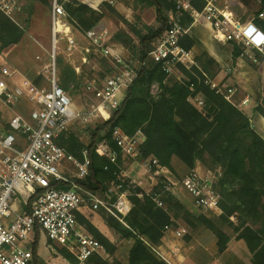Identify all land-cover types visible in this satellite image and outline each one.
Instances as JSON below:
<instances>
[{"label": "trees", "instance_id": "1", "mask_svg": "<svg viewBox=\"0 0 264 264\" xmlns=\"http://www.w3.org/2000/svg\"><path fill=\"white\" fill-rule=\"evenodd\" d=\"M138 1L155 9L159 27L148 28L145 33L131 27L128 31L119 30L113 36L115 41L128 47L132 56L141 64L138 76L125 91L119 107L91 129L89 144L86 145L69 129L56 141L69 155L79 160H83L82 151L89 150V174L84 178L76 177L73 181L83 190L101 193L116 182V172L122 168L121 156L118 158V164L111 163L109 158L99 151L98 144L107 140L113 149L120 151L113 139L115 128L122 129L127 135L141 131L146 137L139 147L141 160L152 157L158 160L160 166L174 171L172 161L177 157L189 170L195 169L198 163L210 170H219L220 175L214 183V188L220 194V202L212 209V212L217 214L216 220L205 214L191 213L169 192L162 195L164 206L161 207L141 186L129 187V179L126 178L122 190L130 191L129 200L132 207L125 216L117 217L103 208L92 210L88 207L77 213L78 221L105 246L110 256H96L93 258V264H168L158 254V246L165 235L166 227L176 226L175 221L180 218L186 221L191 230L199 225L211 230L217 237L220 252L227 248L230 235L221 228L217 220L230 226L237 239L246 243L252 254V264H264V138L253 126L251 118L213 85L212 80L217 73L218 63L208 52L202 51L196 55L197 65L192 68L178 65L177 70L183 75L179 80L168 75L159 63L151 59L149 53L154 42L169 26L165 12H180L182 23L186 27H189L193 20L188 12L177 8L175 0ZM261 2L264 6V0ZM63 4L68 13L65 23L84 34L103 18L104 8L119 15L114 5L107 2L101 3L98 9L78 0ZM205 4L206 0H191V5L199 10H202ZM262 28L264 31V25ZM23 36L24 29L20 24L0 11V48L19 43ZM181 43L188 49L197 44L189 35L184 36ZM240 52L242 49L236 44L234 56ZM76 79L77 76L70 67V72L63 74L61 71L59 84L67 92L70 89L69 83L76 82ZM38 80L34 81L38 83ZM154 84L159 86L156 94L151 92ZM198 96L203 99L202 108L192 101ZM255 112L264 117L263 83ZM163 179V176L158 177L154 191L161 190L159 181ZM70 186L71 183L66 182L56 184V187ZM31 199L33 197L27 200L25 209L29 208ZM90 211H98L100 219L119 235L121 242L132 243L126 262L120 259L111 261L121 242L114 243L102 233L94 221L95 218L89 217ZM39 236L37 231L32 245V264H39ZM60 253L69 262L75 261L65 249L61 248Z\"/></svg>", "mask_w": 264, "mask_h": 264}, {"label": "built area", "instance_id": "2", "mask_svg": "<svg viewBox=\"0 0 264 264\" xmlns=\"http://www.w3.org/2000/svg\"><path fill=\"white\" fill-rule=\"evenodd\" d=\"M91 1L97 5L103 2L117 4V0ZM178 8L188 12L192 23L201 19L209 23L216 39L237 43L244 49V53L255 49L264 55V33L256 29L250 30L251 24L242 25L235 21L232 13L217 7L212 1H207L204 8L199 10L191 5V0H180ZM20 10V0H0V11L16 23ZM67 16L61 0H51L53 54L51 61L45 65L48 87L39 88L15 68L7 65L0 67V99L4 104L15 107L24 100L31 104L28 116L15 112L9 121V130L0 133V264H32V245L37 231H43L49 242L73 256L75 261H68L67 264H93L96 256L108 258L105 246L78 221L77 213L90 204L89 208L92 210L104 208L120 217L129 213L132 207L128 191L122 190L126 179L122 169L116 172V182L106 191L105 199L99 193L83 190L62 171L63 162L71 158L77 168L76 177L84 178L89 174L91 160L88 149L82 151L83 160L69 156L57 143V138L76 120L91 122L98 117L107 118L121 104L125 91L138 76L141 66L140 63L137 67L125 61L115 46L108 43L106 30L90 31L89 35L95 46L106 57L113 56L120 68L117 73L106 76L102 85L94 89L93 105L89 110L77 108L59 84L56 66L59 40L65 39L69 50L76 47V40L65 23ZM257 16L264 21V7ZM189 29L182 23V14H174L168 28L153 44L149 55L168 75L177 72L178 65L192 67L196 63L193 50L181 43ZM198 105H203V101L199 100ZM113 139L120 151L113 149L107 140L98 144L99 151L111 163L118 164L120 153L135 161L140 159L139 147L146 139L141 131L127 135L117 127L113 131ZM142 160L140 159V166L144 178H164L159 181L162 185L160 191L145 190L158 206H164V192L177 195L178 187L187 191L200 209L218 206L220 194L214 188L215 181L210 175L204 176L193 170L181 182L174 181L169 176L171 171L160 166L157 159L149 157ZM58 182L71 183V186L56 187ZM129 184L140 186L133 178L129 179ZM114 192L119 194L112 200ZM30 197L33 199L30 200L29 208L25 209ZM18 199L21 200V210L14 206ZM183 232L184 230H179L177 234L182 235Z\"/></svg>", "mask_w": 264, "mask_h": 264}, {"label": "rangeland", "instance_id": "3", "mask_svg": "<svg viewBox=\"0 0 264 264\" xmlns=\"http://www.w3.org/2000/svg\"><path fill=\"white\" fill-rule=\"evenodd\" d=\"M67 1L70 0H61L62 3H65ZM78 1L87 4L94 9H98L99 7H101V4H94L91 0ZM175 1H177V4L179 5L180 0ZM20 4L22 10H20V12L18 13L17 20L20 26L24 29V36L19 43L13 44L6 48H0V67H2L3 65H7L11 68H15L29 77L39 88H45L49 86V82L46 78L45 65H47L51 61V55L53 54L50 29L51 0H47V2L45 3L38 0H20ZM114 8L117 9L119 15H116L104 8L105 15L103 16V18L85 34L77 28H71L70 24L67 23V25L70 27L71 34L76 40V47L72 50H69L67 47V41L65 39H61L59 40L56 48V65L58 68L60 81L61 71L63 72V74L66 72H70V67H72L75 75L77 76L76 82L73 81L69 83L70 89L67 91V93L72 98L74 105L81 110H89L92 107L94 100V89L102 85L106 76L117 73L120 68L116 65L113 56L106 57L103 52L95 46L89 35V32L94 30H106L109 37L108 43L115 46L114 48L116 49V51L123 56L127 63H131V65L138 67L139 61L132 56L128 47L113 39L114 34L119 30H131V27H135V29H138L145 33L147 32L148 28L156 29L160 25V22L156 17L155 9L152 6L140 3L138 0H117V4L114 5ZM165 13L170 21L171 16L174 14L176 15L179 12H173L169 10ZM201 52L202 50L200 49L198 53L200 54ZM193 54L196 62L194 65H197L196 55L198 54L195 53V50H193ZM102 73H104L103 76ZM170 76L174 79L179 80L183 75L179 71H177ZM35 79H39L38 83L34 81ZM78 83H80V85H78ZM77 85L78 89L76 90ZM154 85L155 87L152 86L151 92L153 94H156L159 90V86L158 84ZM198 99L203 101L201 96L196 97L192 101L199 108H202L203 105H198ZM30 109L31 104L27 100L22 101L15 107H9L0 99V133L9 129V121L15 112H19L28 116L30 113ZM105 119L106 118L98 117L91 122L76 120L73 124L70 125L69 130L74 132L79 137V139L87 145L89 144L91 139V129L94 128L98 123L103 122ZM120 156V166L123 173L126 174V178L136 179V181L140 183V186L146 191H150L155 187V185H157L156 183L158 182L159 176L157 178L155 177V179H151L149 177L144 178V176L142 175L140 164L143 160L140 161L139 159L135 161V159L132 157H123V155ZM172 164L174 167V171H171L172 176L180 182L188 173L195 170H189L186 165L177 157L173 158ZM201 165L203 164L201 163ZM204 167L209 170V175L213 177L214 181L216 182L220 175V171H213L206 166ZM61 168L64 172V175L68 176L71 179L76 178L77 168L73 164L71 158H67L63 162ZM129 187L134 186L129 184ZM105 193L106 191L99 193L100 197L105 199ZM118 194L119 193L114 192L112 200H114V198L117 197ZM128 194H130V191L128 192ZM175 196L191 213L205 214L206 216L216 220L217 214L212 212V209H214L215 207L211 209H197L192 206L193 204L191 201L189 202L188 199L183 198V196L181 197L178 192ZM86 207L89 208L90 204H88V206ZM98 214V211H90L88 213L89 217L100 219V216H98ZM178 220L182 225H186L189 231L190 227L188 226L186 221L183 218H180ZM217 222L221 226V228H223V230L228 235H230V238L234 240L235 250H238L239 253H244L245 260L250 261V258H252V254L250 255L246 243L243 242V244H236L238 242H235L237 240V237L233 229L230 226L223 225L218 220ZM187 229L186 231H184L185 233L183 232V235H186V233L188 232ZM205 229L208 228H205L203 225H199L192 231ZM39 235L38 253L39 257L43 259L41 261L39 260V264H47L46 261L51 258H54V260L56 261L55 264H64V257L60 253L61 247L49 242L47 236L43 231H41ZM188 235L189 234H187L186 236H182V238H187ZM127 243L128 242H121L117 252H119L121 248Z\"/></svg>", "mask_w": 264, "mask_h": 264}, {"label": "crops", "instance_id": "4", "mask_svg": "<svg viewBox=\"0 0 264 264\" xmlns=\"http://www.w3.org/2000/svg\"><path fill=\"white\" fill-rule=\"evenodd\" d=\"M212 1L217 7L230 12L235 21L242 25H250V30H259L262 33L264 21L257 14L264 7L261 0H207ZM189 35L196 40L197 44L191 50L199 54L200 49L208 52L218 63L217 73L212 83L218 87L227 98L231 100L237 107L243 110L250 118L257 132L264 138V117L255 112L256 101L260 92L261 83L264 84V55L255 50L249 49L244 53V49L237 43L231 41H221L214 37L212 26L201 19L197 23L189 26ZM239 45L242 49L239 55L234 56L235 45ZM229 90H231L229 92ZM174 164V162H173ZM201 175H209V170L201 163L195 168ZM64 173V172H63ZM172 180V173H169ZM181 197L192 202V206L198 208L192 196L182 187L176 188ZM183 201V200H182ZM14 206L17 210H21V200H16ZM96 225L102 233H104L112 242L120 243L119 235L111 229L102 219H94ZM179 220L175 221V225H171L162 238L161 244L158 246V254L168 264H252L245 260L244 253H239L234 248V240L230 238L227 248L220 252L217 244V237L208 229L198 231H188L186 225H180ZM188 237L182 238L177 231H186ZM236 244H243V240L237 239ZM245 243V242H244ZM131 242H128L121 250L113 255V259L127 260ZM250 253V252H249ZM39 254V253H38ZM251 255V253H250ZM43 260L42 258L39 259ZM45 262V260H44ZM64 264L68 260L63 258ZM47 264H55L54 258L46 261Z\"/></svg>", "mask_w": 264, "mask_h": 264}]
</instances>
